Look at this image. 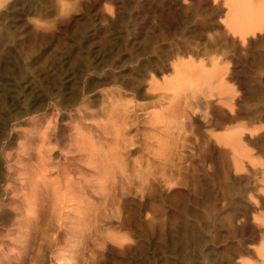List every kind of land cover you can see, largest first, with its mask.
Here are the masks:
<instances>
[{
	"label": "rangeland",
	"instance_id": "374dc122",
	"mask_svg": "<svg viewBox=\"0 0 264 264\" xmlns=\"http://www.w3.org/2000/svg\"><path fill=\"white\" fill-rule=\"evenodd\" d=\"M240 1L260 21L245 39L229 0H3L0 211L14 217L21 184L52 204L71 181L99 221L86 236L80 226L70 264H264V0ZM27 84L42 95L33 108ZM51 121L48 158L37 138ZM233 131L234 151L223 142ZM1 216L0 264H17ZM36 248L24 264L43 253L38 263L55 264Z\"/></svg>",
	"mask_w": 264,
	"mask_h": 264
},
{
	"label": "bare ground",
	"instance_id": "6f19581e",
	"mask_svg": "<svg viewBox=\"0 0 264 264\" xmlns=\"http://www.w3.org/2000/svg\"><path fill=\"white\" fill-rule=\"evenodd\" d=\"M229 1L232 2L231 10L233 12L231 28L234 29L235 32L239 33L242 39H245V36L248 33H253L254 30L258 28L257 26L259 25L260 21L253 16H249L251 14V11L249 12V6L246 4H243L242 1L240 0H229ZM2 3H3V0H0V7L2 6ZM62 6H63L62 7L63 10L67 8L66 5H62ZM15 7H13V5L10 6L9 8L6 7L7 9H5L4 11H7V14L3 16V18L14 22L13 19L16 13ZM16 10L18 9L16 8ZM2 12L3 11H0V15L2 14ZM260 14L261 12L257 13V16L259 18H261ZM243 15H245V17H242ZM100 49L99 47L98 48L90 47L86 51V57L88 59L96 60L102 54V51ZM66 73L68 74L64 75ZM51 75L52 77H57V76L61 77V82H62L63 80L69 77L70 71L69 70L66 71L63 69L61 70V66H60V68L57 67L56 70L51 71ZM26 82H28V80L25 81L24 84ZM171 82H174V81H171ZM25 87L26 89L23 92ZM22 88H23L22 93L24 97H27L28 99H30V108L37 106L40 100H42V95L40 94L39 90L36 89L35 85L34 86H31L29 84L25 86L22 85ZM109 102L112 103V100H110ZM129 103L131 104V102ZM54 122L53 121H51L50 123L48 122L44 130L41 132V135L37 138L39 141V144L38 143L37 144L40 150H43L42 151L44 153L43 155L48 158L51 156L52 151L55 149V146L53 148L48 147L51 141L55 140L57 136L56 131H55V129L57 128V125ZM100 129L101 131L102 130L104 131L103 128H100ZM165 130H166V127H164L161 130V132H164ZM242 134H243L242 131H236V132L233 131L232 133H228L226 136L223 137L224 145H226L227 147L231 148L232 151H234L233 149L236 146L234 142L235 138H238V137L241 138ZM111 137L113 141L116 142V140H118L119 133H116L115 135ZM74 138H75L74 139L75 143L78 142L77 143L78 146L76 147L78 151H82L84 148L87 147L84 142L83 144L79 142L80 140L79 137L74 136ZM58 149H59L58 151H62L60 148ZM120 156L121 154L117 152L114 156L109 157L111 158L110 165H114L118 167L122 161V160L119 161ZM100 164L102 165L109 164V160L108 159L107 161L103 160L100 162ZM21 180L20 182H22ZM164 181L167 183L168 179H165ZM78 186L75 188L72 185L71 181L70 183L67 182L63 189L59 191H53L52 197L54 199V202L52 204H49V199L51 198L50 194L37 191L36 190L37 185L35 182L29 183L30 191L23 190V186L21 184L20 186L21 190L19 191L20 193L16 192L14 194L16 199H18L19 201L17 208H13L12 204L6 205L7 207H9L8 209L12 208L11 211L13 213L12 212L11 213L14 214V217L9 218L8 214L10 211H6L7 209L6 210L4 209L5 210L4 211L1 208V211H0L2 214L1 217L9 221H13L10 224L9 229L13 227L11 231H12V234L14 235V238H13L14 243L16 242V244L15 246H13L12 251L14 253L13 257L17 259L18 261L17 264H24L22 262L23 254L28 251L33 241H37V248L38 247L40 248V253H39L40 255H41V252L48 250V252L50 253V257L54 254L55 264H70V259L71 260L73 259V257H71L70 254L71 253L74 254L75 252L82 250V245L85 246V244L82 243L81 241L82 234L80 233H82L83 229L81 230L80 226L89 225L88 229L87 230L85 229L83 236H86L85 232H88L87 233L88 235L91 234V232L92 233L97 232L98 227H97L96 222L99 221L98 220L99 216L97 213L96 214L92 213L89 210V208L85 205L86 195L81 191L80 187ZM2 207L5 208L4 206ZM48 210H50V212H48ZM6 212H8V214ZM70 215H72L71 219L72 218L76 219L75 220L76 224L74 225L75 226L74 228H70V220H71ZM6 229L9 230L8 228ZM69 235L71 237L73 236L72 239L74 238L72 240L73 242L72 246H70L69 242H66L67 244L65 243L64 246H61L60 245L62 241L61 239ZM74 235L76 236L74 237ZM72 242L70 240V243ZM37 248H36V252H38ZM132 248H133L132 245H129L128 243L127 249H129L128 252L131 255L133 252ZM43 254L45 255V253ZM42 255L40 256V258L38 256L31 258L30 264H40L38 263L39 260L37 259H41V258L43 259ZM129 259H131V257ZM129 263L132 264V259L130 260Z\"/></svg>",
	"mask_w": 264,
	"mask_h": 264
}]
</instances>
